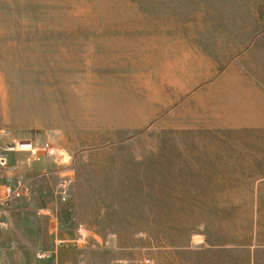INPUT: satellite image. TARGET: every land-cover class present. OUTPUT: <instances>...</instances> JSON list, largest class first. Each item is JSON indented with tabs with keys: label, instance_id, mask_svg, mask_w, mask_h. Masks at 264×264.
<instances>
[{
	"label": "rangeland",
	"instance_id": "rangeland-1",
	"mask_svg": "<svg viewBox=\"0 0 264 264\" xmlns=\"http://www.w3.org/2000/svg\"><path fill=\"white\" fill-rule=\"evenodd\" d=\"M201 2L0 0V141L59 151L38 166L64 158L54 135L71 153L58 186L71 181L75 264H264V139L205 140L249 153L187 170L160 116L139 121L156 93L145 42Z\"/></svg>",
	"mask_w": 264,
	"mask_h": 264
},
{
	"label": "crops",
	"instance_id": "crops-1",
	"mask_svg": "<svg viewBox=\"0 0 264 264\" xmlns=\"http://www.w3.org/2000/svg\"><path fill=\"white\" fill-rule=\"evenodd\" d=\"M190 24L145 42V72L156 93L139 121L149 125L160 116L161 127L166 124L161 138L174 140L184 169L208 170L229 163L228 156L249 152L214 150L205 140L264 139V0H202ZM15 141L35 145L7 134L0 147ZM51 142L66 153L59 165L36 164L47 156L35 160L28 152L7 154L11 169L0 195L19 179L29 182L32 193L9 200L3 216L7 227L0 229V264L85 261L71 237L76 233L67 213L71 201L58 186L72 155L61 138L54 135Z\"/></svg>",
	"mask_w": 264,
	"mask_h": 264
},
{
	"label": "built area",
	"instance_id": "built-area-1",
	"mask_svg": "<svg viewBox=\"0 0 264 264\" xmlns=\"http://www.w3.org/2000/svg\"><path fill=\"white\" fill-rule=\"evenodd\" d=\"M7 134L9 133H5L4 136H6ZM16 152H28L35 160H38L42 156L56 157L58 155L55 148H52L48 145L43 148H39L36 147L33 143L26 141H15L13 143L7 144L4 147H0V185L3 178L7 177V173L11 169L7 154ZM70 183V180H64L60 185L63 189L64 198L67 196L66 189ZM31 191V185L29 184V182L21 179L4 186L3 195H0V229L7 227V223L3 219V216L5 210L8 207L9 200L11 198L19 199L27 197L32 193ZM40 257L42 258L44 257V255L41 254Z\"/></svg>",
	"mask_w": 264,
	"mask_h": 264
}]
</instances>
